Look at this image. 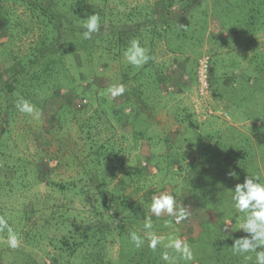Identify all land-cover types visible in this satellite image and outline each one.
<instances>
[{
    "label": "rangeland",
    "instance_id": "rangeland-1",
    "mask_svg": "<svg viewBox=\"0 0 264 264\" xmlns=\"http://www.w3.org/2000/svg\"><path fill=\"white\" fill-rule=\"evenodd\" d=\"M108 1L115 19L132 10L138 23L148 25L125 41L130 44L138 40L151 58L136 68L127 63L122 51L118 56H110L105 66L85 64L81 68L83 77L72 66V82L59 89L58 97L47 98L41 109L18 117L16 124L10 126L6 134L11 140L7 152L12 150L14 155L25 154L33 161L41 160L47 179L66 186L74 180L81 182L89 145L96 147L104 141L105 160L98 166L95 161L89 169L92 173H102L103 169L108 188L113 189L117 183L120 194L130 196V202L136 199L145 203L144 213H137L141 216L139 221L132 223L137 235H155L164 246L177 238L189 244L202 234L211 239L217 236L215 247L233 236L247 235L238 229L244 213L236 210L229 214L222 205L213 208L212 203L218 201L205 198L198 186L193 189L194 185L190 186L186 176L188 165L196 161L205 147L201 141L205 140L219 143L228 152L245 151L246 165L241 166V172L258 175L264 183V143H261L264 140V29L246 32L242 23L232 28L233 23L228 19L225 22L230 24L223 27L210 15L217 0L203 1L198 8L190 10L196 12L191 16L187 13L190 24L185 29H175L171 24L173 20L167 28L159 21L167 17L164 7L169 0ZM178 5L174 0L175 11ZM16 10L21 12L22 7L16 6ZM132 22L135 21L129 24ZM0 34V41L5 40L3 33ZM30 38L24 36L22 42ZM22 42H14V47ZM201 58L212 68L209 86L202 93L196 80ZM127 66H130L129 73H125ZM134 72L139 73L135 78L132 77ZM127 75L129 78L125 80ZM117 84H123L126 91L112 98L108 89ZM40 98L36 97L34 102H39ZM81 98L86 100L82 104L79 103ZM126 98L132 102L122 106L129 120L120 127L112 115V105ZM64 103L70 115L58 121L55 113ZM189 118L194 127L187 123ZM211 170L218 171L216 165ZM98 183L89 181L92 191L81 195L77 192L79 185L76 189L60 191L52 184L31 179L25 189L14 188L11 195L0 193V217L19 238V246L10 248L7 230L0 231V264H51L52 257L58 253L53 242L41 238L36 244H30L31 240L17 234L21 228V209L33 206L29 223L35 225L53 213L56 204H68L75 209L73 213H80V219L81 215L89 214L82 210L95 205L93 195ZM161 192L173 195L177 205L189 212L188 218L177 223L166 214L152 215L148 211L149 204L152 197ZM223 198L232 200L227 194ZM102 217L106 219L105 215ZM149 219L153 225L150 230L144 227ZM35 225L28 230L33 232ZM207 230L211 236L205 233ZM64 232L50 227L46 235L58 237ZM112 238L104 245L107 251L103 263L109 259L108 263L116 264L120 241Z\"/></svg>",
    "mask_w": 264,
    "mask_h": 264
},
{
    "label": "trees",
    "instance_id": "trees-1",
    "mask_svg": "<svg viewBox=\"0 0 264 264\" xmlns=\"http://www.w3.org/2000/svg\"><path fill=\"white\" fill-rule=\"evenodd\" d=\"M181 1L177 0V11L173 9L174 0H169L164 7L167 17L159 21L165 24L166 28L171 27V20L175 29L187 28L190 24L187 13L191 16L196 11L191 13L190 10L193 11L201 2H206ZM215 4V9L210 13L211 19L216 18L223 27L230 24L225 22L228 19L233 23L232 28L242 23L246 32L264 29V0H217ZM16 6L22 7L21 12H17ZM135 13L138 15V12ZM91 14H99L101 30L94 33L91 39L85 40L82 38L85 31L83 24ZM131 20L135 22L129 24ZM134 23H137L134 27L129 26ZM144 26L148 28L147 24L138 23L132 10L121 13L115 19L108 0H0V32L3 33L2 37H5V40L0 41V193L11 195L14 188L25 189L32 179L36 182L44 181L47 185L52 184L60 191L76 189L79 185L77 192L84 195L92 191L89 181L99 182L95 184L96 192L93 195L96 199L95 205L89 210H82L89 214L81 215L78 219L80 213H73L74 208L68 207V204H56L54 212L35 225L29 223L30 214L34 212L33 206L24 207L20 212L21 228L17 234L31 240L30 244H36L41 238H48L50 243L53 242L58 253L52 257L51 264H70V261L72 264H110L107 262L109 259L103 263L107 251L104 245L111 242L110 239H114L112 237L120 241L116 264H134V261L135 264H256L255 253L237 255L231 248L233 237L236 239L244 236H233L219 247H215L218 237L211 239L202 234L197 240L188 242L193 254L191 261L180 258L174 250L166 248L162 243L153 251L148 247L151 236H141L145 241L143 246L135 247L130 239V234L135 231L132 223L139 221L141 216L137 213H144L142 207L145 203H139L136 199L130 202V196L120 194L117 183L113 189L108 188L103 169L102 173L95 170V173H92L93 170L89 169L95 161L98 166L105 160L104 141L99 142L96 147L89 145L88 162L81 170V182L74 180L66 186L47 179V172L41 160L33 161L25 154L14 155L12 150H6L11 142L6 136L10 126L16 124L18 117L29 115L17 108L16 105L21 100L27 101L38 111L47 98L58 97L59 89L72 82V66L75 67L73 69H78L80 77H83L81 68L85 64L105 66L110 56H118L127 49L129 42L125 39L135 35L137 31L140 33ZM123 27L129 29L125 30ZM24 36L31 38L22 42ZM17 41L22 43L14 47V42ZM129 67L127 66L125 73H129ZM208 70L209 73L212 70L209 64ZM138 75L139 73L134 72L132 77ZM125 77V80L129 78L128 75ZM245 79L248 84L251 83L249 77ZM211 82L212 80L210 84ZM36 97H41L37 103L34 102ZM80 101L83 103L86 100L81 98ZM125 103L132 102L130 98H126L125 101L112 105V115L120 127L129 120L128 113H125L122 107ZM68 110L66 103L61 104L55 118L59 121L62 116L70 115ZM187 123L190 127L195 126L190 118ZM188 124L186 126L189 128ZM201 142L205 143V147L196 161L188 165L187 182L192 184L190 186L194 185L193 189L198 186L205 193V198L210 197L218 201L212 203L213 208L222 205L224 212L235 213L233 201L225 200L223 195L232 196L235 185L244 181L236 179L251 174L241 172V166L246 165L244 160L247 153H232L223 150L219 143L212 144L205 140ZM261 143H264V140ZM214 165L218 171L211 170ZM229 171L236 172L237 177H230ZM104 215L105 220L102 217ZM34 225L35 230L29 231L28 228L31 229ZM50 227L65 232L58 237H50L46 235ZM205 233L210 235L209 230ZM260 250L262 249H257ZM165 252L173 259L164 261L162 254Z\"/></svg>",
    "mask_w": 264,
    "mask_h": 264
},
{
    "label": "clouds",
    "instance_id": "clouds-1",
    "mask_svg": "<svg viewBox=\"0 0 264 264\" xmlns=\"http://www.w3.org/2000/svg\"><path fill=\"white\" fill-rule=\"evenodd\" d=\"M83 28L85 31L82 34V38L85 40L91 39L94 33L101 30L99 14L88 15ZM124 56L127 63L136 68L142 67L151 58L147 54V50L141 47L138 40L130 42L124 52ZM125 91L123 84H117L108 89V93L112 98L123 95ZM16 106L23 113L31 114L34 111L33 107L24 100H21ZM228 175L232 178L237 177V173L234 171H229ZM231 199L234 203V208L239 213H244L238 229L243 230L247 234L244 237L234 239L231 246L233 252L237 255L255 253L256 264H264V183L260 182L258 175H248L243 183L235 185ZM148 211L156 217H161L165 214L174 217L177 223L187 219L189 216V212L184 207L177 205L175 197L166 192H161L152 197ZM144 227L145 229H152L153 225L150 219L145 223ZM3 230L8 232V246L13 249L17 248L19 246L18 236L8 226L7 221L0 217V231ZM130 239L137 248L142 247L145 242L144 238L134 232L130 234ZM160 243L159 237L151 235L148 247L155 251ZM165 247L174 250L185 261L193 259L190 247L181 239H173ZM257 249L262 250L257 251ZM246 258L250 259L251 257ZM162 259L169 261L173 258L165 252L162 254Z\"/></svg>",
    "mask_w": 264,
    "mask_h": 264
},
{
    "label": "built area",
    "instance_id": "built-area-1",
    "mask_svg": "<svg viewBox=\"0 0 264 264\" xmlns=\"http://www.w3.org/2000/svg\"><path fill=\"white\" fill-rule=\"evenodd\" d=\"M196 80L198 83V87L200 92H204V90L209 85V70H208V62L205 58H201L198 60L197 70H196ZM82 104L81 101H79Z\"/></svg>",
    "mask_w": 264,
    "mask_h": 264
}]
</instances>
